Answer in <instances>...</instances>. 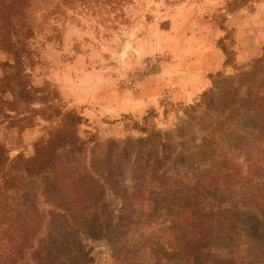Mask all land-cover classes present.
I'll return each mask as SVG.
<instances>
[{
  "label": "rangeland",
  "instance_id": "374dc122",
  "mask_svg": "<svg viewBox=\"0 0 264 264\" xmlns=\"http://www.w3.org/2000/svg\"><path fill=\"white\" fill-rule=\"evenodd\" d=\"M31 3L35 28L18 63L27 109L38 112L14 97L7 76L16 61L0 46V251H33L40 264H48L41 251L82 264L156 263L147 251L166 264H264V31L243 37L251 58L204 72L190 96L173 87L140 93L160 68L166 80L190 74L195 49L206 50L193 34L217 48L223 32L211 17L226 0ZM70 110L81 116L77 140L55 152V170L28 173L23 165L42 159ZM186 214L204 221L196 235L179 225ZM148 215L166 218L129 229Z\"/></svg>",
  "mask_w": 264,
  "mask_h": 264
},
{
  "label": "trees",
  "instance_id": "16d2710c",
  "mask_svg": "<svg viewBox=\"0 0 264 264\" xmlns=\"http://www.w3.org/2000/svg\"><path fill=\"white\" fill-rule=\"evenodd\" d=\"M31 1L34 0H0V46L5 48V50L9 51L15 58L16 65H13L11 73L7 76L9 86L11 87L12 92L15 94L14 97L19 99L22 102V106L24 109H27L26 101L29 100V97H31L30 92L26 89L24 77L25 73L23 72L20 63V56L23 47L26 46L27 40L25 38H29L32 33L35 26L30 21V17L28 14V10L31 3ZM260 0H226L225 4V11H223V14L220 15V17L217 19L216 17L213 18L218 26V29H220L223 32V35L219 36L216 40V46L219 48L223 54V66H232L234 67L237 63L236 61V30L233 26H230L227 24V16L229 15H238L240 11L244 8L250 7L252 10L253 4ZM249 10V11H250ZM28 112L34 113V111L38 112V109H27ZM62 117V126L64 127L62 131L57 133V135L54 134V136L51 137L50 140L46 142V144L43 146L42 151L44 153V156L40 160L32 161L28 160L27 162L31 164L23 165V168L27 170L28 173L34 175H42L46 173H50L53 170H55V152H57L60 149L67 148L71 145V143L75 142L77 140L76 138V129L77 124L81 123V116L70 111H65L64 114L61 115ZM67 120V122H65ZM139 130L145 131L146 126L141 125L138 126ZM71 138V139H70ZM73 139V140H72ZM0 164L2 162H6V157H4L0 153ZM20 160V159H17ZM143 196L145 197L146 193L148 192L147 189H144L140 191ZM146 199V197H145ZM148 205V203H147ZM147 208L148 209V207ZM141 206V204H140ZM79 212V211H78ZM146 209L144 210H133L134 217H138L139 214L145 213ZM156 216L157 213L152 212ZM164 215V212H161L160 215ZM156 216L148 215L147 219L145 221H137L133 220L130 225L129 229H140L141 227H148L157 225L158 222L161 220H164L166 217H161V219L158 221V218ZM97 227H100L99 231L102 230V228L105 229L106 224L104 222H95L94 223ZM204 224L203 220H200L198 218H195L189 214L183 215L180 219L179 225L184 227L183 229L187 230V232L191 235H196V230L201 228ZM73 227L77 228V231L79 233H84L86 235L89 234V231L83 230V225L80 229L79 225H72ZM84 226H88L87 224H84ZM88 230H94L90 229ZM13 232L17 230V228L12 229ZM2 233L5 235L7 234V231H2ZM91 234V233H90ZM8 237L11 236L14 237L13 234H7ZM16 236V235H15ZM174 235L173 234H167V237L164 240V243L167 244L168 247L174 248L175 246V240H173ZM19 245V243H18ZM44 252L45 257L48 261V264H82L81 261H75L74 258L67 259L66 255L64 253L66 251H41ZM26 253V255H25ZM33 251H13L10 249V251H0V264H23L25 257L28 260L31 261L32 264H40L36 261V259L33 257ZM148 261H154L156 263L152 264H166L165 258L160 255V253H155L154 251H147L146 255ZM126 258L124 257V260H120L119 264H127ZM75 261V262H74ZM134 262V261H133ZM190 262L187 260V264ZM42 264V263H41Z\"/></svg>",
  "mask_w": 264,
  "mask_h": 264
},
{
  "label": "crops",
  "instance_id": "0c3cea01",
  "mask_svg": "<svg viewBox=\"0 0 264 264\" xmlns=\"http://www.w3.org/2000/svg\"><path fill=\"white\" fill-rule=\"evenodd\" d=\"M263 9H264V4L259 3L258 5H256V7L252 11L247 12L244 15H240V16H230L226 20V22L230 26H233L236 30V61L237 62L243 61L245 59L252 57V55L250 54V49L252 50V48H250V45H248V43L244 42L245 38L243 37L246 35L249 36L253 32L251 30H254V32L256 33L257 32L262 33L264 31V10ZM208 34L209 33H207V36H205L204 38L206 39V42H208L209 40ZM201 37H202L201 35L199 36H196V34L192 35V38L196 40V44L199 47L205 46L206 50L205 49H195L198 52L197 53L195 52V55L192 54L193 60L189 58L190 59L189 63H191V65L188 67L189 69L188 72L190 74L187 75L186 78H183V79L175 78L173 81L167 78L166 80L164 76L163 68H160V70H158L155 74L145 78L142 81L141 83L142 90L140 91V93L146 92L145 88L148 89L149 87H151L153 90H156V92L158 93L164 92L166 89L170 87L175 88V91H176L175 93H177V91H179L180 88H184L186 92L188 91V93L187 94L185 93L183 97H186V95L190 96L191 94H193L191 92H197L200 87V83L203 81V79H205L203 73L204 72L206 73L208 71L211 72L212 70L217 69L219 65L221 67L223 66L222 65L223 64V54L221 50L219 48H210L209 45L207 46L205 45V43H202V42L200 43V41H202ZM252 40L255 41V43L253 44L255 47L259 39L258 37H254ZM192 44L193 43L191 42V45ZM201 53H202V56L204 54L207 57L213 55L216 58L212 62L206 60L204 64L200 63V61L196 62L195 57L197 55H201ZM193 89L194 91H192ZM138 105L141 106V103L140 104L138 103ZM145 105L146 103H144V106ZM136 110H139V108Z\"/></svg>",
  "mask_w": 264,
  "mask_h": 264
},
{
  "label": "built area",
  "instance_id": "2783aa9c",
  "mask_svg": "<svg viewBox=\"0 0 264 264\" xmlns=\"http://www.w3.org/2000/svg\"><path fill=\"white\" fill-rule=\"evenodd\" d=\"M146 65V64H145Z\"/></svg>",
  "mask_w": 264,
  "mask_h": 264
}]
</instances>
